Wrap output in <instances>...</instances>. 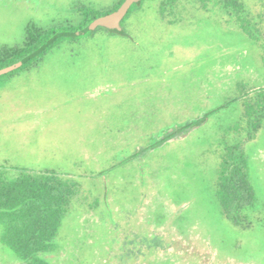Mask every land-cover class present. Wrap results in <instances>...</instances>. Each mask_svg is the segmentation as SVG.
Here are the masks:
<instances>
[{
  "label": "rangeland",
  "instance_id": "1",
  "mask_svg": "<svg viewBox=\"0 0 264 264\" xmlns=\"http://www.w3.org/2000/svg\"><path fill=\"white\" fill-rule=\"evenodd\" d=\"M73 1L0 0V47L21 43L30 22H73ZM245 2L264 32V0ZM206 6L182 0L163 18L157 0L147 2L127 20L129 37L99 30L64 40L37 67L0 79V165L78 184L51 264H264V127L245 144L253 226L225 220L214 195V152L238 102L132 155L164 127L224 102L237 82L264 85L258 43L218 4ZM0 264L20 262L0 244Z\"/></svg>",
  "mask_w": 264,
  "mask_h": 264
},
{
  "label": "trees",
  "instance_id": "2",
  "mask_svg": "<svg viewBox=\"0 0 264 264\" xmlns=\"http://www.w3.org/2000/svg\"><path fill=\"white\" fill-rule=\"evenodd\" d=\"M123 0L97 6L84 0L71 3L73 22L64 21L49 26L28 23L22 42L0 47V68L30 56L19 67L4 76L19 70L37 67L44 58L64 40L75 41L83 36L102 30L109 35H118L103 27H96L76 36H64L65 31H76L88 25L96 17L115 10ZM133 3L122 20V26L129 37L126 22L144 9L147 2ZM182 0H157L160 16L168 17ZM204 7L208 2L218 4L224 13L232 18L239 30L255 40L261 50L264 65V32L261 30L262 15L253 14L245 0H199ZM171 21V20H170ZM238 102L241 107L238 120L228 125L220 138L216 155L215 198L220 213L233 226L246 230L253 226L250 211L257 205V195L251 179L249 157L245 144L256 138L264 127V85H249L239 81L235 92L221 104L201 111L195 117H186L152 134L151 143L133 153L150 152L168 141L187 135L193 129L205 124L209 117L219 110ZM234 133L232 141L225 140L227 133ZM76 181L54 170H35L25 167L0 165V244L16 257L20 264H51L48 255L56 251V237L63 219L68 215L71 202L78 194Z\"/></svg>",
  "mask_w": 264,
  "mask_h": 264
},
{
  "label": "water",
  "instance_id": "3",
  "mask_svg": "<svg viewBox=\"0 0 264 264\" xmlns=\"http://www.w3.org/2000/svg\"><path fill=\"white\" fill-rule=\"evenodd\" d=\"M140 0H123L121 4L113 11L96 17L93 21H91L88 25L85 27L78 29L76 31H65L63 32L64 36H76L79 34H83L89 30H95L96 27L100 26L105 28L106 30L116 33L118 35H125L126 32L122 26V20L124 16L126 15L129 7L133 3H137ZM36 52L28 55L27 57L12 63L10 65H7L5 67L0 68V75L7 73L11 70H14L15 68L22 65L23 62H25L30 56L34 55Z\"/></svg>",
  "mask_w": 264,
  "mask_h": 264
}]
</instances>
